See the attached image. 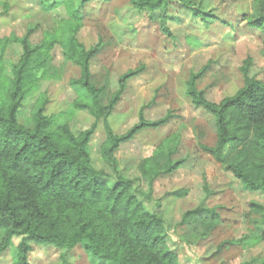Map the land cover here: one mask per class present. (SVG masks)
I'll list each match as a JSON object with an SVG mask.
<instances>
[{"label":"rangeland","instance_id":"374dc122","mask_svg":"<svg viewBox=\"0 0 264 264\" xmlns=\"http://www.w3.org/2000/svg\"><path fill=\"white\" fill-rule=\"evenodd\" d=\"M9 13L0 17V39L29 38L37 50L34 69L36 91L24 102L21 122L31 120L33 105L44 101L45 115L54 125H66L79 136L96 127L90 144L95 166L115 177L100 155L106 139L104 119L96 121L74 105L84 94L76 82L81 69L66 59L64 47L48 49L49 33L66 11L42 9L40 0H0ZM192 6L212 13L206 26L184 10L180 0H171L165 24L158 14L138 11L131 0H91L84 8L76 41L96 54L90 62L91 81L100 89V103L107 108L120 89L121 79L133 73L113 115L111 126L127 134L140 122L167 117L160 128H146L116 153L119 170L131 179H143L138 167L145 159L164 166L183 162L171 175L158 178L146 203L147 209L165 219L169 246L182 264H264V239L257 231L264 196L247 191L224 166L202 150L215 147L214 118L196 107L187 95L188 83L203 73L198 89L208 101L219 104L244 87L242 68L250 61L249 76L264 83V46L259 31L248 27L244 17L259 14L257 0H189ZM175 3V4H174ZM174 4V5H173ZM0 5V12H3ZM21 49L7 50L3 66L11 74ZM175 150L171 155L169 150ZM146 192V180H140ZM212 215H186L194 210ZM15 244H19L16 240ZM30 264H61L62 250L31 243ZM12 251L0 255V264H12ZM69 264H90L79 245L68 254Z\"/></svg>","mask_w":264,"mask_h":264},{"label":"trees","instance_id":"16d2710c","mask_svg":"<svg viewBox=\"0 0 264 264\" xmlns=\"http://www.w3.org/2000/svg\"><path fill=\"white\" fill-rule=\"evenodd\" d=\"M91 0H40L42 9L53 12L63 8L66 17L49 33L48 49L56 44L64 47L66 59L81 69L79 84L84 94L75 103L76 111H86L104 119L106 139L100 147L105 164L115 177L95 166L90 144L96 127L76 136L66 125L56 126L45 115L44 101L33 105L31 120L21 122L24 102L35 93V49L29 38L0 39V255L12 251V264H30L31 243L48 245L63 251L61 264L68 263V254L81 245L90 264H182L169 246V235L163 216L149 211L158 178L171 175L183 162L156 165L145 159L138 167L148 184V192L119 170L116 156L120 146L132 141L146 128H160L169 117L148 123L143 112L140 122L125 135H118L111 126L113 115L127 82L134 74L125 75L120 89L107 108L100 103L101 90L91 81L90 62L95 51H88L76 41L84 8ZM184 10L206 26L216 20L212 13L180 0ZM171 0H131L140 12L158 14L163 24L169 18ZM175 4V3H174ZM173 4V5H174ZM3 12L9 6L0 1ZM259 14L244 17L250 29L260 32L264 46V0H257ZM21 49L11 74L5 73L3 59L8 49ZM251 63L242 68L244 87L234 96L216 104L198 89L203 73L195 74L188 83L187 95L215 120L217 144L202 146L216 162L225 167L247 191L264 196V83L249 76ZM175 150L170 149L172 155ZM262 214L253 234L264 239V205L255 206ZM212 215L203 208L189 212L187 219ZM215 215V214H214ZM18 240L19 244H15Z\"/></svg>","mask_w":264,"mask_h":264}]
</instances>
